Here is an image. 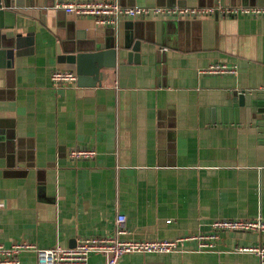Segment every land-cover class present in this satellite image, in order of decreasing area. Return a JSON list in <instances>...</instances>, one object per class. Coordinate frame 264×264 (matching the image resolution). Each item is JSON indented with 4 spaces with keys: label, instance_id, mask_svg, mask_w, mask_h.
Segmentation results:
<instances>
[{
    "label": "crops",
    "instance_id": "1",
    "mask_svg": "<svg viewBox=\"0 0 264 264\" xmlns=\"http://www.w3.org/2000/svg\"><path fill=\"white\" fill-rule=\"evenodd\" d=\"M3 0L0 29V244L47 249L79 239L172 240L218 219L264 222V16L125 19L119 30L54 3ZM122 5L258 6L264 0H116ZM7 6V7H5ZM139 40V62L126 52ZM120 44L95 87L53 84L62 52ZM116 45V46H117ZM7 52H11V55ZM211 64L228 75L200 74ZM242 94V101L239 95ZM93 148L91 160L68 153ZM132 253L116 264H264L238 247L264 234L222 231L215 247ZM19 264H36L33 251ZM87 264H106L91 254Z\"/></svg>",
    "mask_w": 264,
    "mask_h": 264
},
{
    "label": "built area",
    "instance_id": "2",
    "mask_svg": "<svg viewBox=\"0 0 264 264\" xmlns=\"http://www.w3.org/2000/svg\"><path fill=\"white\" fill-rule=\"evenodd\" d=\"M53 8L62 10L72 18L89 17L98 27L111 26L116 28L125 19H201L204 17H259L264 16V7L258 6H224L210 7H178V6H141L122 5L116 0H69L54 3ZM200 74L228 75L234 74L235 68L226 64H211L200 70ZM53 84L76 83L77 75L72 70L54 69L50 74ZM74 160H91L96 156L93 148H77L68 153ZM116 235L110 237H89L78 240L74 247L37 248L35 244L19 241L8 247L0 244V264H19L18 255L23 251H33L36 264H87L91 254H100L106 264H116L125 254L169 253L185 251V243L195 241L196 248L192 251H206L215 247L219 232L239 231L258 232L264 234V222L257 220L218 219L212 222L211 231L172 240H133L120 238L124 230L125 216L116 217ZM236 251L252 252L260 261H264V246L238 247Z\"/></svg>",
    "mask_w": 264,
    "mask_h": 264
},
{
    "label": "water",
    "instance_id": "3",
    "mask_svg": "<svg viewBox=\"0 0 264 264\" xmlns=\"http://www.w3.org/2000/svg\"><path fill=\"white\" fill-rule=\"evenodd\" d=\"M3 0H0V29H2L3 21L2 15L4 10ZM7 7V6H5ZM120 24V23H119ZM119 24L115 31L119 30ZM139 40H136L131 48L126 52L127 61L132 59L135 63L139 62ZM117 45V44H116ZM108 45L104 48H97L91 52H62L61 49L56 51V59L59 63H65L75 67V73L77 75L76 84L81 87H95L100 85L104 73L103 69L113 68L116 65V55L119 50L124 48L120 44L117 46ZM11 55V52H7ZM239 101H242V94L239 95Z\"/></svg>",
    "mask_w": 264,
    "mask_h": 264
}]
</instances>
